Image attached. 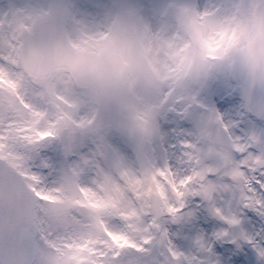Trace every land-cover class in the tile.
<instances>
[{
    "label": "rangeland",
    "instance_id": "rangeland-1",
    "mask_svg": "<svg viewBox=\"0 0 264 264\" xmlns=\"http://www.w3.org/2000/svg\"><path fill=\"white\" fill-rule=\"evenodd\" d=\"M262 1L0 0V158L39 197L31 264H264V121L232 72ZM53 13L73 49L125 63L140 163L121 131L91 126L96 93L68 68L24 66L23 34ZM216 122L229 145L208 140Z\"/></svg>",
    "mask_w": 264,
    "mask_h": 264
},
{
    "label": "water",
    "instance_id": "water-1",
    "mask_svg": "<svg viewBox=\"0 0 264 264\" xmlns=\"http://www.w3.org/2000/svg\"><path fill=\"white\" fill-rule=\"evenodd\" d=\"M120 34L132 30L130 14L118 20ZM23 60L35 77L67 67L74 81L94 89L98 97L95 126L108 123L123 132L132 142L140 158H144V133L124 113L122 75L124 63L109 59L103 62L95 53L72 49L65 35L61 17L49 16L39 21L23 36ZM104 63V64H103ZM234 74L239 82L240 97L250 113L264 120V2L255 12V24L245 45L234 59ZM208 139L228 145V138L219 124ZM214 156H210V159ZM222 162L224 158H215ZM161 197L152 193L149 208L155 217L162 215ZM37 201L22 175L0 158V264H30L34 259L33 224Z\"/></svg>",
    "mask_w": 264,
    "mask_h": 264
},
{
    "label": "bare ground",
    "instance_id": "bare-ground-1",
    "mask_svg": "<svg viewBox=\"0 0 264 264\" xmlns=\"http://www.w3.org/2000/svg\"><path fill=\"white\" fill-rule=\"evenodd\" d=\"M171 32H172V29H171ZM100 57L102 59V58H105L106 56L100 54ZM235 236H236V239L239 240V242L243 243L245 241L241 234H236ZM242 245H246V244L243 243Z\"/></svg>",
    "mask_w": 264,
    "mask_h": 264
}]
</instances>
